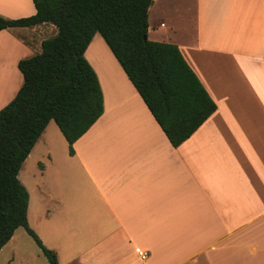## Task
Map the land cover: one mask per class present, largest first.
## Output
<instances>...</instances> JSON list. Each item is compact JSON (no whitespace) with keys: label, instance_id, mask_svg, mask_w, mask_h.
I'll use <instances>...</instances> for the list:
<instances>
[{"label":"crops","instance_id":"obj_1","mask_svg":"<svg viewBox=\"0 0 264 264\" xmlns=\"http://www.w3.org/2000/svg\"><path fill=\"white\" fill-rule=\"evenodd\" d=\"M155 1L148 40L176 43L216 110L173 147L112 53L85 51L103 112L73 154L45 127L23 162L37 150L28 225L57 264H264V0H206L196 42L181 26L150 38ZM217 1L224 19L210 23ZM34 13L32 0H0L5 19ZM56 32L0 31V109L22 85L19 60Z\"/></svg>","mask_w":264,"mask_h":264},{"label":"trees","instance_id":"obj_2","mask_svg":"<svg viewBox=\"0 0 264 264\" xmlns=\"http://www.w3.org/2000/svg\"><path fill=\"white\" fill-rule=\"evenodd\" d=\"M153 0H32L35 13L0 17V31L49 23L56 34L40 52L19 60L22 85L0 109V250L18 228L33 239L48 264L56 254L27 222L28 192L20 168L50 121L72 145L98 120L103 97L84 57L99 34L173 147L216 110L175 44L147 38ZM145 37V39H144Z\"/></svg>","mask_w":264,"mask_h":264},{"label":"rangeland","instance_id":"obj_3","mask_svg":"<svg viewBox=\"0 0 264 264\" xmlns=\"http://www.w3.org/2000/svg\"><path fill=\"white\" fill-rule=\"evenodd\" d=\"M197 1L156 0L149 12V25L151 28H154L150 31V38H158L160 40L165 39V35L169 31V29H171L172 27L174 28L177 26H181L185 30L186 37H189V39L193 40L192 42H194L196 34L194 29H196V26L193 22L199 20L200 18L205 19L207 14L205 6L206 0H200L202 7L201 11H198V9L195 7V3ZM212 8L213 11H211V16H209L210 23H212L213 21H219V18L224 19L225 10L223 8V1H217V3H215ZM160 22H163L166 27L161 28L159 26ZM215 27L216 28L214 29V31L218 32L219 27H217V25H215ZM180 34L181 33L176 34L178 40L180 39ZM86 51L110 50L101 38V36L99 34H96L90 42ZM6 105L7 104H5L4 106ZM38 156L39 154L37 153V150H34L29 160H27V162L22 165V168L18 174L19 181L30 194L31 206H33L34 198L32 197L33 190L35 189V178L33 174L36 173V171L38 170ZM30 209L31 211L33 210V208ZM33 217L34 213H29V219L31 224L33 223ZM11 258V264H48V261L42 255L36 243L21 227L16 229L12 238L0 251V264H8V261Z\"/></svg>","mask_w":264,"mask_h":264},{"label":"built area","instance_id":"obj_4","mask_svg":"<svg viewBox=\"0 0 264 264\" xmlns=\"http://www.w3.org/2000/svg\"><path fill=\"white\" fill-rule=\"evenodd\" d=\"M138 256L140 259H145L147 257V253L146 252H138Z\"/></svg>","mask_w":264,"mask_h":264},{"label":"water","instance_id":"obj_5","mask_svg":"<svg viewBox=\"0 0 264 264\" xmlns=\"http://www.w3.org/2000/svg\"><path fill=\"white\" fill-rule=\"evenodd\" d=\"M144 39H145V37H144Z\"/></svg>","mask_w":264,"mask_h":264}]
</instances>
